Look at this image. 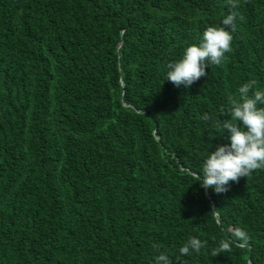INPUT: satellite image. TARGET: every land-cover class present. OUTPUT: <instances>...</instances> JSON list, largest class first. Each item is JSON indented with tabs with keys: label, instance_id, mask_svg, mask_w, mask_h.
<instances>
[{
	"label": "trees",
	"instance_id": "trees-1",
	"mask_svg": "<svg viewBox=\"0 0 264 264\" xmlns=\"http://www.w3.org/2000/svg\"><path fill=\"white\" fill-rule=\"evenodd\" d=\"M229 11L0 0V264H264V169L224 193L197 176L230 144V98L251 80L264 91V0H239L221 65L187 88L166 80ZM236 228L247 246L214 256ZM191 237L204 247L181 254Z\"/></svg>",
	"mask_w": 264,
	"mask_h": 264
},
{
	"label": "clouds",
	"instance_id": "clouds-1",
	"mask_svg": "<svg viewBox=\"0 0 264 264\" xmlns=\"http://www.w3.org/2000/svg\"><path fill=\"white\" fill-rule=\"evenodd\" d=\"M226 5L230 11L222 20L223 27H208L199 46L187 47L182 59L169 63L166 80L177 87L183 84L187 88L207 75V67L222 64L226 59L225 53L231 50L233 36L228 29L232 32L236 30L239 13L234 10L239 8V0H226ZM239 18L243 19L242 16ZM255 86V80L240 86L241 99L237 101L230 98L229 108L222 112L231 115L230 120L221 121L219 125L222 133L224 130L230 132V144L216 146V150L204 160L203 177L196 174L203 181L200 183L201 188H213L216 193H224L228 191L229 181L238 182L239 178L250 176L253 170L264 169V108L257 107L258 103L264 104V91H253ZM250 91L251 96L248 95ZM202 119L207 121L210 117L205 114ZM217 223L220 221L217 220ZM248 239L245 231L236 228L232 238L219 242L214 256L232 251L233 245L245 247ZM153 247L159 252L158 246ZM203 247L204 243L200 239L191 237L180 248V253L190 255V250L199 253ZM155 264L171 262L166 253L159 252Z\"/></svg>",
	"mask_w": 264,
	"mask_h": 264
}]
</instances>
